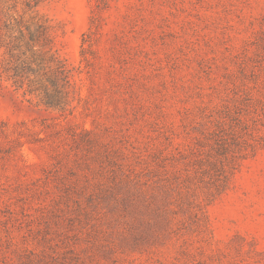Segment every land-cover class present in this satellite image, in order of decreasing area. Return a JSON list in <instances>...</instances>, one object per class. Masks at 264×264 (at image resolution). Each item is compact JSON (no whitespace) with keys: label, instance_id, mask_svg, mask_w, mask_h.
Listing matches in <instances>:
<instances>
[{"label":"rangeland","instance_id":"rangeland-1","mask_svg":"<svg viewBox=\"0 0 264 264\" xmlns=\"http://www.w3.org/2000/svg\"><path fill=\"white\" fill-rule=\"evenodd\" d=\"M97 13L0 0V264H264V0Z\"/></svg>","mask_w":264,"mask_h":264},{"label":"trees","instance_id":"trees-1","mask_svg":"<svg viewBox=\"0 0 264 264\" xmlns=\"http://www.w3.org/2000/svg\"><path fill=\"white\" fill-rule=\"evenodd\" d=\"M95 1H96V5L98 8V13H99L102 10L110 7V3L112 0H95ZM98 13L93 16L92 24L96 23L95 19L98 18ZM96 21H97V19H96ZM99 27H100V24L97 25L98 29H99ZM87 41H88V39H86L84 37L83 43L85 44ZM85 49L86 48H84V51H82V54L85 53ZM54 58L56 61V65L51 70L53 71L54 79H55L54 83L52 84L55 87V89H54L55 94L51 93L49 91V89L46 88L45 89V97H46V103L48 105L57 106V105H60L62 103V100L64 98V96H63L64 92L60 89L59 81L62 80V81H65L66 83L70 84V79H69L70 78V74H69L70 71L67 69L65 62L62 59H60L59 57H54ZM33 60H35L34 62H38L39 64L42 62V61H38V59L35 58V56L33 57ZM25 63H27V65H28L31 62L25 61ZM223 169L226 172L227 169H225V167Z\"/></svg>","mask_w":264,"mask_h":264}]
</instances>
